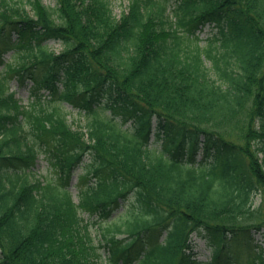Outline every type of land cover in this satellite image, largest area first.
I'll list each match as a JSON object with an SVG mask.
<instances>
[{
    "label": "trees",
    "instance_id": "trees-1",
    "mask_svg": "<svg viewBox=\"0 0 264 264\" xmlns=\"http://www.w3.org/2000/svg\"><path fill=\"white\" fill-rule=\"evenodd\" d=\"M26 1L0 0V53L13 51L0 72V264H200L196 232L217 264L243 244L246 264H264L252 245L264 229V0H130L120 19L110 0ZM206 24L217 31L201 46ZM26 75L28 106L10 91ZM66 105L85 111L86 131ZM41 150L57 179L36 178ZM84 164L76 203L69 178Z\"/></svg>",
    "mask_w": 264,
    "mask_h": 264
},
{
    "label": "rangeland",
    "instance_id": "rangeland-1",
    "mask_svg": "<svg viewBox=\"0 0 264 264\" xmlns=\"http://www.w3.org/2000/svg\"><path fill=\"white\" fill-rule=\"evenodd\" d=\"M26 1V0H24ZM42 3L49 7V8H55L56 7V0H41ZM111 2V7H112V11L114 14V17H116L117 19H120L123 15L128 14L129 11V5H130V0H110ZM26 3V7L27 10L30 12V14H32L31 7L30 5ZM213 31L211 30V27L209 25H207L201 33H199V37L201 39L200 45L201 46H205L208 39L212 36ZM11 36H12V40L16 39L18 37L17 33L15 32H11ZM48 45L50 46L51 49H53L55 51V53L60 54L63 51V47L62 45H60L59 43H56L54 41H51L48 43ZM12 51L9 50H5L4 53L2 54V59L1 61L4 63H8L12 61ZM3 68L2 63L0 62V70ZM16 79H14V81L12 82V90L16 91V97L20 99L21 104L23 105H28L32 100H34V97L31 95V84L32 82L27 81L24 85H19V83L17 81H15ZM42 92H45L46 95H48V92L43 90ZM108 99V94H102V96H100L96 103L97 105H101V107H103V105H105V103L107 102ZM65 111L68 114V120H69V124H71V126L73 127L74 130H79V131H86L85 127L87 125V118L85 116V111L84 110H80L79 108H73L71 106H66V108H64ZM107 114H109V110H107ZM132 125V122H128L125 127H130ZM151 144L153 148H157L160 149L161 146L163 145V141L162 140H156L154 134H152L151 137ZM203 157L202 154V150H200L197 154V160H201V158ZM52 161L53 159L50 157L49 153H46L45 150H41V152H39V156L37 159V162L34 166V174L37 175L36 178H40L42 179H56L59 176V169H57L55 166L52 165ZM89 158H85V163H89ZM83 173H85V169L84 167H79L75 170V173L72 175L71 177V192H72V196L74 198L75 202H78V192H79V188L77 187L78 185H80V181H79V176L83 175ZM81 178V177H80ZM79 183V184H78ZM262 201V198L259 197V199L257 200V204H260ZM127 207H131L133 204H135V198L134 195H131L129 197V200L125 202ZM123 208H119L118 210H116L113 214L116 215L117 213H119L120 211H122ZM127 209V208H126ZM128 210V209H127ZM84 219L86 220H90L92 221V223L95 221V216L92 217H88V215H82ZM97 225H91V231L93 232L94 235H98L97 232ZM259 235L257 234L256 238L258 239ZM257 241V240H256ZM254 241L252 245H256L257 242ZM193 248H192V259H195L197 262H200L201 264L204 263H208L211 260L212 254H213V245L211 244L209 238L207 236H202L199 233H195L193 235ZM241 247H243V245H240ZM232 246H229V248L231 249ZM251 248V247H250ZM250 248L248 247H244L241 250V254L239 253V247L238 246H234L235 252L239 255L240 254V258L238 259L237 255H235L234 257V262L231 264H236V262H244L242 264H245L248 262V260L250 259ZM259 250V249H255ZM251 251V250H250ZM254 251V248H253ZM234 256V254H233ZM225 264H230V263H225Z\"/></svg>",
    "mask_w": 264,
    "mask_h": 264
}]
</instances>
